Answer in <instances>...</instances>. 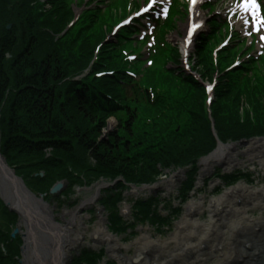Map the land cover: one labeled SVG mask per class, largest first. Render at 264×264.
<instances>
[{"label":"rangeland","instance_id":"374dc122","mask_svg":"<svg viewBox=\"0 0 264 264\" xmlns=\"http://www.w3.org/2000/svg\"><path fill=\"white\" fill-rule=\"evenodd\" d=\"M110 1L112 0H84L83 3V0H71L70 2L69 0H62V3H66V10L71 12L72 16L75 15V18L82 16L86 11H90V17L89 13H87L86 16L89 18L86 19V22L83 25V28L86 29L88 26H90L88 21L92 20L93 18L91 10L104 11L105 5ZM28 2L30 3V0H28ZM42 2L45 4V7L42 9V14L40 16H35L31 7L30 9L25 10L19 9L20 5L24 7V0H6L5 2L6 6L9 7V11L13 12V17H19L21 19L25 18V16L27 17V14H31L29 21L34 25V27H37L38 29V32L35 36L37 38L42 37L43 39V42H40L38 45H34L33 47L31 46L30 49H28V54L33 55L36 60L30 64L29 62L31 60L28 62L25 59L23 64L26 62V64L33 69L27 68L25 71H23V73L17 75L18 79L23 81L19 86H15V79L13 75L9 73L10 83L13 85L9 92L14 93L15 90L21 88L25 82L26 86L24 85V89L21 92H17V96L24 92V94L21 95L18 103H34L36 100H39L43 105H52L53 103H57L59 101L61 110L67 112L70 111V109L66 107V104H63V99H65L68 95L73 94L75 89L73 82H76V79H80L81 82L79 84L83 87H79L82 89L88 87V82H86L87 79H82L85 75V65L79 56L72 57L70 55V44L71 42H74L76 38L70 34H67L63 38L57 39L56 35L61 31L55 32L52 31L49 26H46L48 14L44 11H47L50 6L47 5L46 0H42L40 2L38 1L35 6H38ZM135 4L136 6L138 4L142 5V1L137 0ZM207 4L214 5L215 8L205 7ZM224 9L225 0H207V2L201 5L199 10L202 11L201 13L204 19L202 28L198 30L199 35H208L212 30L211 28L213 23H218L219 25L224 23ZM180 11L182 14H178L176 17L177 22L175 30L172 33H165L164 37V41L167 44L172 45L174 48H176V51L179 52L182 49V40L184 39L187 25L190 20L189 11L186 12L182 9ZM9 23H11L10 20L4 21L2 23L3 26L1 25L0 27V36L4 35L6 32L4 31V27ZM8 26H10V29H12V25ZM140 29H142V25L139 26L138 31H140ZM230 31L240 32L237 25L232 26ZM134 32L136 31H133V33ZM15 33L16 31H13L12 34ZM114 36L115 34L109 37V39L113 40ZM220 36L222 39H218L217 46H221L226 43L227 45L222 48H227L230 44L229 52L231 53V58H237L241 50H245L243 48L247 47L245 44L246 42L244 41L246 39H243L242 36L234 40L227 39L228 33L226 32H223ZM15 39L16 41L14 45L16 47L25 43V40L20 34L16 35ZM62 39L63 41H61ZM58 40H60L61 43L65 45V47H62L61 45L58 46ZM137 40L142 41L140 44L143 54V57L140 58L142 63L148 61L150 57H154L152 61V68L159 64L162 66L165 64V59L163 57L159 58V56H157L160 55V49L154 48V45L158 44L157 38L150 40L145 38L144 34L142 33L139 35ZM246 41L249 44V41ZM44 45L46 48L41 51ZM7 47L9 48V46ZM258 47L259 43L255 42L248 47L250 50L246 49L245 51L248 53L250 52L249 57H254V61L256 59L255 55H258ZM148 48H150V50H148ZM234 48L238 52H234ZM11 51L12 50H7L5 52L10 53ZM199 55H201V52L191 44L188 49V58H191V56L197 58ZM242 55L243 53L240 54V56ZM28 56L29 55H27V57ZM180 57V59L175 60L178 62L177 65H179V67L175 68L182 69L188 76H193L190 71L191 69L189 68L190 61L188 63L187 59H184L181 55ZM240 59L244 61L246 60V57H241ZM4 63H6V61H4ZM208 63L209 62H207V65ZM223 63L224 62L219 59L218 66H222ZM148 65L149 64H147L145 67ZM207 65L205 68H207ZM166 66L167 69L173 67L171 63L166 64ZM234 68L236 69L237 67ZM208 71H210V69H208ZM32 75H34V77L30 79V76ZM136 78H138V76H136ZM212 79L216 81L215 77H212ZM220 83L223 85V87L227 88L230 86L232 87L233 91H239L240 85L236 80L234 81V84H230L227 81H221ZM146 86L150 87L149 84ZM251 87V92L254 95L264 98V86L261 84L249 86L244 90V94L248 93ZM95 89L102 95L105 94L107 98H112V92H103L99 86H97ZM226 92H229V90H226ZM241 104L248 105L246 104L244 97H242ZM83 105H86V103L82 104V106ZM82 106H80L81 108H79V111L84 115L88 113L93 116L95 115L96 111L100 110L94 108L90 112L87 109V106H85V108ZM180 112L181 109L178 106L170 105L168 108V113L171 116H175ZM240 113L242 115V110ZM61 120L66 128L70 130L74 129L72 125L68 126V122L64 118L61 117ZM97 122L98 121L95 120L93 127H96ZM63 124L62 126H64ZM98 124H100L98 132L96 130H92V127L89 126L84 127L83 129L84 131H87L90 137L98 136V141L101 140L100 142L103 140L108 141L113 134H118V126L115 120L107 119L105 121L103 120V122L101 121V123L98 122ZM136 130H138L140 133L131 132L130 135L128 133L120 132V142L123 140L124 141L119 146L124 148L127 147V154L129 155L128 160L138 161L142 159H150L154 152L159 150L165 143H161L164 137L155 139L143 147L146 142L145 137L150 135L156 136L158 130L148 126L146 128L147 132H141L143 129L140 130L138 127H136ZM163 131L164 129H162L161 133H159V136L163 134ZM99 136H101L100 139ZM247 138L248 139L244 140L243 143H234L231 141L227 142L226 146L229 149L228 155L224 159L217 161V163L211 164L209 169L206 171H204L202 162L204 159L195 165H189L186 167L182 166L186 161L182 162L177 160L174 161L169 167L171 169L170 171L165 172L162 176L158 175L159 177L156 178L158 180L150 185H142V183L139 182H128L125 177L116 173L110 174L103 172L98 174L96 172V169H98L97 161H95L88 153H86L80 147L81 145H79L78 142L68 140L67 145L74 148L71 156L68 157L69 161L66 160L68 167L64 168L61 173H53L50 178L48 175L45 181L47 185L43 187L40 184L38 185V187L42 189L40 190L42 191L41 193L44 194L41 195L37 193L39 195L36 196H41L40 199H44L45 201L40 199L37 201L40 202L41 205L48 208V212L42 210L39 212L43 213L44 217L47 219L48 215L55 217L56 224H60L64 227L68 226L67 220H69V217L65 215L66 212H72L84 219L86 225L82 229V233H84L83 242L85 246L77 250L73 249L71 251L70 258L65 261L66 263H68L71 258H73V262L74 259L80 255L73 264H77L78 260H80V264H137L139 248L144 247L146 241L150 242V245L148 246L149 250L145 251L144 255L147 253L154 254L157 250H162L161 243L163 241H167L170 244L168 248H164L163 250L172 252L177 243V241H175L177 235L180 234L177 226L184 218L186 213L185 209L187 205L191 203V201L201 206L200 210L193 218L199 220L201 224H209L210 219L207 208L210 202L222 197L228 191L240 185L245 186L247 189L252 191L264 189V167L260 163V160L263 158V154L260 155L257 152L264 150V138L256 137L249 139V136ZM170 139L171 138L168 140ZM116 152H119V148H117L115 153ZM46 153V158H55V156H57V154L51 150L46 151ZM230 160L233 161V164L228 163ZM20 163L23 162H17V164ZM163 170L164 169L162 168V172ZM22 181L28 187H30L29 182L32 181V177L23 178ZM57 182H63L64 190L62 193H60V195L53 197L48 194V192ZM99 186H102L99 190L100 196L98 195V198L95 200V202L91 201L92 203L90 205H85V201H88L97 195V187ZM11 190L17 195L20 194V191L16 189L15 186ZM153 197L156 198V201L159 205L158 207L160 208V215L163 217L162 219H164L166 223V225L163 224L161 228H157L153 224V220H151L150 223L140 221L139 218L142 217V215L139 213V210L135 209L136 201L150 200ZM145 203L150 205V202L148 201ZM3 206L4 203L0 200V229L2 233L6 234L5 236L8 237L11 235L12 231L19 230L20 235L17 237V239H22L21 235H23L22 240H24L25 233L27 231L30 232V227H34L36 224L30 222V224L26 225V223L23 221V217L21 216L18 217V223H13L12 219L9 217L6 219L3 218L1 215ZM247 215L251 220L264 219V208L251 209L247 211ZM99 223L106 229L107 234L109 233L113 236V239L115 240L114 242L119 244L117 251H113L108 245L96 244V239L92 234L95 227ZM224 226V224L220 225L222 228ZM116 227H120V229L116 231ZM40 228H42V225H40ZM24 242L25 241H23V246H25ZM256 245L259 246V244ZM261 246L264 248V244ZM225 248L226 246L223 247V250H225ZM85 250H93L95 253L93 255H83V251ZM251 250L253 249H251L250 246L246 247L247 252H250ZM209 252V248H205L203 250V261L205 254L207 255ZM37 254H31V256L26 255L25 257L23 256L22 261H25L26 264H39L36 261L37 257L35 255ZM218 255L214 254V256L209 257L205 264H218L221 259H224L223 256L217 257ZM257 255L264 257V250L258 251V253L254 254L253 256ZM247 258H249V255L245 258H241L240 263L244 262ZM254 264H264V258L263 262L256 261Z\"/></svg>","mask_w":264,"mask_h":264},{"label":"trees","instance_id":"16d2710c","mask_svg":"<svg viewBox=\"0 0 264 264\" xmlns=\"http://www.w3.org/2000/svg\"><path fill=\"white\" fill-rule=\"evenodd\" d=\"M49 3L51 9L48 11L46 26H49L52 31H60L72 19V13L66 10V3H62V0L50 1ZM33 14L40 16V14ZM30 17L27 14L25 21L13 17V12L8 10L3 0H0V27L4 21H16L12 30L16 33L12 34V31H6L0 39V148L8 164L16 167L17 173L25 176V178L32 177V179L33 174L42 170L47 172L49 178L53 173H61L64 168L68 167L66 160L69 161L68 157L74 150L72 146L67 145L68 140L78 142L80 147L97 161L98 169L96 172L98 174L103 172L116 173L125 177L128 182L139 183L152 182L161 173V168H169L174 161L180 160L187 163L212 149L215 139L211 134L209 120L202 115V89H196L194 98L189 104H192L190 112L194 118V124L188 134L184 138L165 141L157 154L151 156L150 159L138 161L128 160L127 147L119 146L124 141L120 142V132L131 135L134 119L132 112L131 115L126 116L124 123L119 124L118 134H113L108 141L100 142L98 136L90 137L87 131L83 129L89 126L98 132L100 124L93 127L96 118L88 113L84 115L79 111L80 105L86 102L84 95L80 93L73 92V98L70 101L69 98L72 95L63 99V104H66V107L70 109L67 111L68 113L61 110L59 101L52 105H43L39 100L34 103H18L24 92L19 96H17V92L24 89L25 82L21 88L10 93L9 90L13 85L10 83L9 73L15 79V86H19L23 81H20L17 75L23 73L25 69L31 68L26 62L23 64L27 53H29L28 49L43 42L42 37L37 38L35 36L38 29L29 21ZM18 34L23 37L25 43L16 47L14 45L15 36ZM44 47L46 46L44 45L41 51L45 49ZM7 50H12L10 54L13 57L6 61L4 54ZM86 52L87 49L84 53ZM33 77L34 75L30 76V79ZM259 84L264 86L263 82ZM251 91L252 87L245 94L244 91L241 93L242 90L227 93L218 89L217 99L212 106V118L216 125L217 134L222 141L245 138L249 135L250 130L254 131L252 132L253 135L264 133V98L254 95ZM242 97L248 105L241 104ZM99 102L109 110H113L110 105H106L102 101ZM241 108L244 110L243 115L240 113ZM248 108H251V112L258 121L256 127H253L250 122ZM129 111L127 110V112ZM61 117L68 122V126L72 125L74 129L66 128ZM101 121L103 120L100 119L99 123ZM117 148H119L120 153H115ZM47 149H51L57 156L45 158ZM17 162L23 163L17 164ZM38 183L42 187L47 185L45 180H39ZM4 242H7L9 255L4 256L0 252V264H11L14 261L13 255L16 254L17 250L13 242L7 239ZM77 264H80V260Z\"/></svg>","mask_w":264,"mask_h":264},{"label":"bare ground","instance_id":"6f19581e","mask_svg":"<svg viewBox=\"0 0 264 264\" xmlns=\"http://www.w3.org/2000/svg\"><path fill=\"white\" fill-rule=\"evenodd\" d=\"M204 2H207V0H197L196 3ZM228 6L232 12L235 11V6ZM209 7L215 8L214 5ZM28 8L19 6L21 10ZM242 9L244 8L242 7ZM93 11L98 12L96 10ZM239 15L235 16L240 17ZM191 17L195 23L201 20L196 13H193ZM223 17L230 18L226 15ZM150 23L157 24L153 19H148L146 24ZM163 27L164 29L167 28L165 25ZM189 27L191 28L192 25ZM190 32H193V30ZM190 32L188 33V30H186V34L188 33L189 37L192 34ZM219 38L222 39L221 36H216V40ZM197 43H200V41ZM182 48L185 49L184 46ZM110 120H114V118H110ZM228 152L229 149L226 146H220L214 154L203 161L204 171L209 169L211 164L224 159ZM257 152L260 155L263 154L260 163L264 167V150ZM228 163L233 164V161L230 160ZM11 180L15 183V187L20 191L22 197L6 186ZM101 187H97V195L85 201V205H90L91 201L95 202L98 195L100 196L99 190ZM0 190L4 201L23 217L26 225L30 224V222L39 225L30 227V232L27 231L25 233L24 257L39 253L35 255L39 264H64L70 258L73 249L77 250L85 246L83 242L84 233H82V229L86 225L84 219L72 212H66L65 215L69 217V220H67L68 226L64 227L56 224L55 217L48 215V219L45 218L44 214L39 211L48 212V208L41 205L35 198H32L34 193L27 186L14 179L12 172L5 166L3 159H0ZM200 208L199 204L192 201L187 205L184 218L177 226L180 234L177 235L175 240L177 243L172 252L163 250L170 246L167 241H163L161 243L162 250H157L154 254L147 253L148 255H144L145 251L149 250L148 246L150 245V242L146 241L144 247L139 248L137 264H205L207 259L214 256V254H219L217 257H224L218 264H238L241 262V258H245L248 255L249 258L240 264H254L256 261L263 262V256L253 255L257 254L258 251L264 250L261 246L264 244V219L251 220L247 215V211L255 208H264V189L252 191L240 185L231 189L222 197L210 202L207 208L210 219L209 224H201L199 220L193 218ZM222 224L225 225L223 228L220 227ZM40 225H42V228H40ZM92 235L96 239V244L108 245L113 251L118 250L119 244L114 242L113 236L109 233L107 234L106 229L100 223L97 224ZM256 244H259V246ZM225 246L226 248L223 250ZM249 246L253 250L247 252L246 247ZM205 248H209L210 252L207 255L205 254V257L208 258L204 257L203 261V250Z\"/></svg>","mask_w":264,"mask_h":264},{"label":"snow or ice","instance_id":"6c2138e0","mask_svg":"<svg viewBox=\"0 0 264 264\" xmlns=\"http://www.w3.org/2000/svg\"><path fill=\"white\" fill-rule=\"evenodd\" d=\"M196 2L197 0H192L193 4H195ZM241 7H243L245 10H251L254 14L258 13L260 8L256 0H244ZM261 39H264V37H261Z\"/></svg>","mask_w":264,"mask_h":264},{"label":"water","instance_id":"95a60500","mask_svg":"<svg viewBox=\"0 0 264 264\" xmlns=\"http://www.w3.org/2000/svg\"><path fill=\"white\" fill-rule=\"evenodd\" d=\"M62 189V186L59 185L53 190V194H57Z\"/></svg>","mask_w":264,"mask_h":264}]
</instances>
